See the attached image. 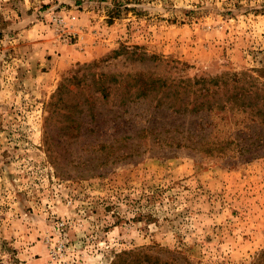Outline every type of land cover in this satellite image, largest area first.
Returning a JSON list of instances; mask_svg holds the SVG:
<instances>
[{"label": "rangeland", "instance_id": "obj_1", "mask_svg": "<svg viewBox=\"0 0 264 264\" xmlns=\"http://www.w3.org/2000/svg\"><path fill=\"white\" fill-rule=\"evenodd\" d=\"M235 73L264 0H0V264H264V156L155 141Z\"/></svg>", "mask_w": 264, "mask_h": 264}, {"label": "trees", "instance_id": "obj_2", "mask_svg": "<svg viewBox=\"0 0 264 264\" xmlns=\"http://www.w3.org/2000/svg\"><path fill=\"white\" fill-rule=\"evenodd\" d=\"M242 80L243 76L236 73L201 77L196 98L182 99L177 93V101H183L174 107L180 121L159 130L155 141L228 160L264 156V88L240 84ZM218 93L225 97L223 101L216 98ZM136 95L149 94L142 91Z\"/></svg>", "mask_w": 264, "mask_h": 264}]
</instances>
